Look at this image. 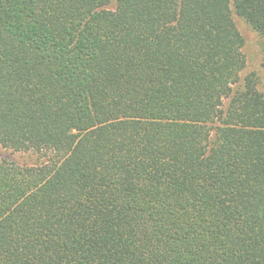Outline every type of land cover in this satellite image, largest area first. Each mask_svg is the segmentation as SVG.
<instances>
[{"label": "trees", "instance_id": "1", "mask_svg": "<svg viewBox=\"0 0 264 264\" xmlns=\"http://www.w3.org/2000/svg\"><path fill=\"white\" fill-rule=\"evenodd\" d=\"M264 0H0V264H264Z\"/></svg>", "mask_w": 264, "mask_h": 264}, {"label": "rangeland", "instance_id": "2", "mask_svg": "<svg viewBox=\"0 0 264 264\" xmlns=\"http://www.w3.org/2000/svg\"><path fill=\"white\" fill-rule=\"evenodd\" d=\"M240 28L247 39V45L245 47V53L248 57V65L246 73L249 71H256L260 78L259 89L264 92V68L262 66L261 52L259 49L258 36L251 30V28L240 18L237 19ZM0 155L8 158H12L17 161H34L35 158L28 157L13 153L11 151L0 148Z\"/></svg>", "mask_w": 264, "mask_h": 264}]
</instances>
